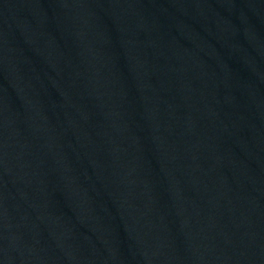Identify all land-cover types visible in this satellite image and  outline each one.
Returning a JSON list of instances; mask_svg holds the SVG:
<instances>
[{
    "label": "water",
    "instance_id": "obj_1",
    "mask_svg": "<svg viewBox=\"0 0 264 264\" xmlns=\"http://www.w3.org/2000/svg\"><path fill=\"white\" fill-rule=\"evenodd\" d=\"M0 264H264V0H0Z\"/></svg>",
    "mask_w": 264,
    "mask_h": 264
}]
</instances>
